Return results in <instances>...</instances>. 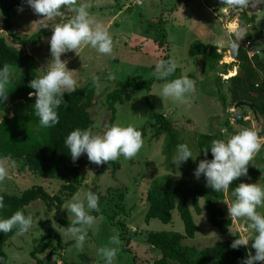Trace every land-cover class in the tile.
Instances as JSON below:
<instances>
[{
    "label": "rangeland",
    "instance_id": "obj_1",
    "mask_svg": "<svg viewBox=\"0 0 264 264\" xmlns=\"http://www.w3.org/2000/svg\"><path fill=\"white\" fill-rule=\"evenodd\" d=\"M183 1L78 0V4L84 3L90 6L91 18L106 29L113 39L111 55L101 54L90 45H85L79 50V55L75 51H70L62 54L61 57L62 60L68 61L67 68L74 70L73 75L78 80L79 86L91 80L94 75L99 78L95 96L89 109L94 125L88 130L93 135H102L106 126L110 127V111L105 96L107 92L116 87L117 83L154 78L155 80L149 89L129 90L131 98L114 106L113 125L133 126L142 132L144 144L135 157L126 159L121 155L116 161L101 166L89 162L87 155L82 154L79 158V174L83 178V182L77 192L67 198L63 205L58 208H48L42 200L33 201L25 207L26 213L32 216L33 223L27 232L16 234L6 242L3 249L7 264H56L57 260H61L63 264H105L104 257L99 253V249L102 247L117 248V255L113 264H153V261L159 258V252L146 243V233L149 231H172L184 235V228L176 209L173 210L171 221L168 224H163L156 219H151L148 223L144 221L148 206L145 191L151 181L165 175L163 172L165 169L172 172L169 174L172 182H177L185 177L188 185L206 186L207 181L200 178L196 179L194 176V170L199 162L204 159L195 143L196 137L200 134H207L213 130V134L219 139L227 141L233 134H237L250 124L248 126L252 130L264 137V121L255 117L249 107L237 108L236 113L247 115L246 117H249L250 121L232 123L229 121V115L226 112L229 102L226 101L225 106L222 103V97H228L226 93L228 83L225 82L224 78H227L235 70H231L224 78L219 75L222 83H217L214 72H204L196 68L193 59L187 53L188 50L183 53L181 46L183 45V38L197 33L199 18L206 19L203 22L205 24H208L210 20L197 0H192L189 3V0H185L189 4L188 8L180 10L182 6L179 2L182 3ZM256 8L258 20L255 24L253 44L258 45L264 51V40H262L264 37V6L260 4L256 5ZM175 10L177 12H174ZM62 11L64 15L61 17L40 21L42 18L27 5L23 11L17 10L12 16L9 29L5 28L4 19L0 16V36L4 37L8 45L34 56L39 63L38 71L41 72L42 68H48L52 59L49 44L52 27L67 22L75 15L71 8H65ZM120 11L122 12L118 14ZM234 14L230 16L228 21L233 20ZM117 15L119 16L115 25L110 23L105 26L108 20ZM161 15L166 18L165 23L162 22ZM156 19L161 22L157 23L158 25H151L153 24L151 21ZM193 21L194 24L192 25ZM43 24H48V27L43 28ZM229 28L235 29L234 23H230ZM142 30L148 32L140 35L143 40L146 39L145 42L139 37L131 43V34L137 31L142 33ZM37 32H41V34L34 43L26 42L22 45L19 42L21 39L28 40ZM161 33H164L165 36L161 39L170 44L168 51L171 60L175 62L176 67H179L169 79L178 78L181 73L182 76L186 77H188L187 74H191L190 79L195 81V91L185 94V100L181 104L175 99L163 98L161 89L165 81L158 80L153 76L156 63L166 55L164 49L162 47L160 49L157 44L158 36ZM114 35L120 37L116 40L113 38ZM154 42L160 49L159 52L155 50ZM139 49L140 51L137 52ZM141 49L144 51L141 52ZM259 58L264 57L261 54ZM191 94L196 104L188 103ZM214 95L217 102L213 100ZM8 108L9 110L0 112V119L6 114L13 115L12 105H8ZM18 113L32 130L39 129L40 126H37L38 117L32 108L28 107L18 111ZM163 113L167 115L166 119L171 122L173 128L177 129L178 139L189 146L193 158H195V160L189 158L186 163L179 167L170 163L168 168L173 166L175 169L177 167L175 171L168 170L166 167L165 157L162 154L163 137H155L153 131V126L156 124V114L161 115ZM188 119L194 122L193 128L188 127ZM225 121L228 122L227 126L224 124ZM260 157L261 154L258 153L249 162L248 168L256 170ZM7 165L8 176L3 182H0V194L19 196L24 190L32 186H41L50 195L59 194L61 181L46 179L33 174L22 166L21 160L18 159L8 160ZM237 182L239 184L244 182L264 185V172L258 173L255 179L249 174L247 177L242 176L237 179ZM110 187L126 189L122 203L125 211L120 215L119 220L127 229V237L130 239L129 250L126 251L122 248V242L119 245L110 242L113 236H118L121 241L120 230L102 214L93 215L95 223L88 229V236L83 251H81L75 247V240L66 234L67 227L71 225L74 219L72 213L67 210V205L76 194L79 193L83 197V194L88 191L99 197L100 205L107 197L106 189ZM223 193L224 199L220 202V206L224 210L225 217L230 218L227 204L232 203L233 195L232 192ZM199 205L201 208L199 215L194 213L190 205L191 215L198 228L197 232L193 238H184L182 245L201 250L215 243L232 241L235 234L253 237L254 233L247 228V221L235 218L231 219L232 226L229 231L226 234H221L206 221L202 199L199 200ZM100 208L106 209L107 205L103 204ZM258 211L264 214V208H258ZM50 235L51 239L48 240L47 236ZM133 241L136 242V247H132ZM60 242L61 248L59 249L57 244ZM252 242L249 241L248 250L251 248ZM251 251L254 255L255 250L251 249ZM48 256L51 257L48 258ZM260 263L264 264V262Z\"/></svg>",
    "mask_w": 264,
    "mask_h": 264
},
{
    "label": "trees",
    "instance_id": "obj_2",
    "mask_svg": "<svg viewBox=\"0 0 264 264\" xmlns=\"http://www.w3.org/2000/svg\"><path fill=\"white\" fill-rule=\"evenodd\" d=\"M25 6H27L25 0H0V12H2L6 29L10 28L11 18L18 8ZM255 19L254 14L249 16L246 12H241L238 25L243 27L253 23ZM156 20H152L151 23L161 22ZM40 34L41 32H37L28 40L21 39L19 42L22 45L26 42L34 43ZM11 36L17 39L13 34ZM163 37L164 33H161L157 39L160 48L164 45V41L161 39ZM230 53L235 62L220 65L223 54L217 52V47L205 46L196 41L191 43L189 47V55L193 58H202L205 63L206 71L204 70V72H214L217 83H220L221 79L216 73L227 75L228 71L232 70L233 65L245 72L250 86L243 79L233 76L234 71L230 73L229 76L231 77L228 76L229 78L225 80L228 83L226 88L228 97H222L223 106H225L226 101L232 104L246 103L250 105L254 116L264 121V63L256 55L249 58L245 50L239 47L231 48ZM163 60H168L167 54L163 56ZM225 62H229L228 57L225 58ZM4 64L12 66L13 74L8 86V99L0 103V112L9 110L8 105H12L13 115H4L2 117L3 123H0V159L11 157V159L21 160L22 166L28 171L46 179H57L62 182V185L57 195L48 194L41 186H32L24 190L19 196L0 194L4 197L6 205L3 210H0V219L9 218L17 210L22 211L27 216L25 207L36 200H42L48 208L61 207L67 198L77 192L83 182V178L79 174V159L76 162L72 161L64 141L70 132L77 128L88 130L93 127L94 122L89 109L97 86V84H93L91 79L78 86L76 91L65 93L64 99L67 102V107L61 105L57 109L59 123L55 127L44 128L40 125L38 118L37 126L40 127L34 131L23 120L18 111L28 107L33 109L36 97L29 98V92L35 90L29 87V83L34 78L43 76L48 68H42L39 72V63L34 56L8 45L4 37L0 36V68ZM154 80V78H150L135 82H119L114 89L107 92L105 100L110 111V126L113 125L114 121V106L131 98L129 90L149 89ZM155 119L154 135L155 137H163L162 154L168 168V165L173 163L177 145L183 142L178 139V132L169 120L162 118L159 114H156ZM224 124L227 126L228 122L225 121ZM245 128L250 127L245 126L243 129ZM217 139L219 138L211 133L197 136L196 147L204 159H213L211 149L209 148L207 157H205L203 149L210 147L212 141ZM259 153L261 157L258 168L256 170L248 168V174L253 179L258 173L264 172V147ZM201 177L202 180H205L203 175ZM238 186L239 183L236 179L230 184L227 192H232ZM124 193H126L125 188H107V197L99 205L101 207L106 204L107 208H100V212H92L91 215L104 214L111 224L116 225L120 230L122 248L128 251L127 246L130 239L127 237L125 225L119 220L120 215L125 211L122 204ZM145 196L148 203L144 216L146 223L151 219H156L163 224H168L171 221L173 210L176 209L184 228V235L172 231H149L146 233V243L159 252V258L155 259L153 264H241V261L246 257L248 248L241 247L234 250L230 247L232 241L237 239L239 234H235L232 241L215 243L201 250L182 245L184 238H193L197 232L198 228L191 215L190 205L194 213L199 215L201 213L200 199L203 201L206 221L221 234H226L229 231L232 220L225 217L224 210L219 205L224 199L223 192L217 193L207 186L188 185L185 179L172 182L170 175L166 174L151 181ZM234 199L233 196L232 202ZM16 234V229L7 234L0 232V264H7L3 248L6 242ZM47 238L48 240L51 239V235ZM57 247L61 248V242L57 244ZM50 257L48 256V258Z\"/></svg>",
    "mask_w": 264,
    "mask_h": 264
},
{
    "label": "clouds",
    "instance_id": "obj_3",
    "mask_svg": "<svg viewBox=\"0 0 264 264\" xmlns=\"http://www.w3.org/2000/svg\"><path fill=\"white\" fill-rule=\"evenodd\" d=\"M25 2L42 18L40 21L63 16L62 10L65 8H71L75 13L67 22L52 27L49 41L52 59L48 64V70L43 76L34 78L29 83V87L35 90L29 92V98L36 97L34 114L39 118L42 127L52 128L59 123L57 109L61 105L67 107L64 94L76 91L79 86L78 80L73 75L74 70H69L68 61L61 59L62 54L75 51L79 55L82 46L90 45L101 54L111 55L113 39L106 29L91 18L90 6L84 3L78 4V0H25ZM226 3L246 8L249 0H226ZM18 11H23V7L18 8ZM42 27L47 28L48 24H43ZM175 70L174 61L161 59L155 65L153 76L165 81L161 89L163 98L180 101L185 94L195 91V83L186 76L169 79L174 75ZM12 74L13 68L9 64H4L0 68V103L8 99V86ZM92 80L93 84H97L99 78L94 75ZM0 123H3L2 119ZM64 143L73 162H76L82 154H86L89 162L101 166L116 161L121 155L126 159L135 157L143 147L144 140L142 132L133 126L123 127L114 124L110 127L106 126L102 135H93L90 130L77 128L70 132ZM262 147H264V137L250 128L243 129L227 141L213 140L210 147L203 149L207 157L210 148L213 159L201 160L194 170V176L199 179L203 175L207 187H211L217 193L226 192L234 180L248 176L249 162ZM189 158L195 160L189 146L183 143L177 145L173 164L179 167ZM8 160H11V157L0 159V182L8 176ZM232 195L235 197L234 201L227 204L230 218L245 219L248 230L254 235L252 238L243 234L238 235L230 247L234 250L241 247L247 249L249 241H253L241 264H260L264 262V214L259 212L258 208H264V185L241 182L232 191ZM5 207L4 197L0 196V210ZM67 210L72 213L74 219L67 227L66 234L75 240V247L83 251L88 229L95 223V217L91 213L100 212L99 197L91 191L84 193L83 197L78 193L68 203ZM32 223L31 215L26 216L22 211L17 210L9 218L0 219V232L7 234L16 229L17 234H23L29 230ZM110 242L116 245L121 243L118 236L111 237ZM251 249L255 250L254 255ZM99 253L104 257L105 264H113L117 248L102 247Z\"/></svg>",
    "mask_w": 264,
    "mask_h": 264
},
{
    "label": "crops",
    "instance_id": "obj_4",
    "mask_svg": "<svg viewBox=\"0 0 264 264\" xmlns=\"http://www.w3.org/2000/svg\"><path fill=\"white\" fill-rule=\"evenodd\" d=\"M191 1L192 0H189L188 3ZM197 1L200 3V6L206 12L205 14L207 15L208 19L210 18V20H209L208 24H205L203 22H205L206 19L203 20V19L199 18V21L197 23L198 24L197 33L192 35V36H188V37L183 38V45H181L183 53H186V50H188L187 53H189L190 44L196 41V42H199L205 46L210 45V46L217 47V52L223 54L220 65L235 62V60L231 57V53H230L231 48H235V47L242 48V46L245 44L248 45V52L249 53H254V55H256L258 57L262 54V56L264 57V51L261 50V48L258 45L253 44V37L255 36V30H256L255 24L258 20V15L256 12V9H257L256 5L258 6V5L262 4L264 6V0H249L248 6L246 8H241V7L229 5L226 3V0H197ZM188 3L185 0L182 3L179 2V4L182 6L180 8V10L185 9V8L187 9L188 5H189ZM121 12L122 11H120L118 14H120ZM174 12H177V10H175ZM241 12H246L249 16L254 14L256 16L255 21L251 24L245 25L243 27H239L238 20H239V14ZM233 14H234L233 20L231 22L228 21V19H230V16H232ZM118 16L119 15H117L115 18H111V20H108L105 23L106 24L105 26H108V24H110V23H111V25L112 24L115 25V21H116ZM190 16H192V15H190ZM160 18H161L162 22L165 23L166 18L165 17L163 18L162 15ZM230 23H234L235 29L229 28ZM193 24H194V21L192 22V25ZM151 25H158V24L156 23V24H151ZM160 28H161V26H160ZM190 30H193V29H190ZM251 31H253V34H251ZM147 33L148 32L143 31V30H142V33L138 32V31L135 33H132L131 34L132 35L131 43L134 40H136V38H139V37H140V40L145 42L146 39L143 40V38H141L140 35L147 34ZM119 37L120 36H115V35L113 36V38H115L116 40ZM127 38H129V37H127ZM262 40H264V37ZM154 45L156 46L155 50L159 52L161 48L159 49L158 46L155 44V42H154ZM169 45L170 44H168V42L164 40V45H163L162 49H164V53L166 52L165 54H167L168 60H171V58L169 56V51H168ZM139 51H140V49L137 52H139ZM142 51H144V50L141 49V52ZM226 57L229 58V62H225ZM173 58L175 59L176 57H173ZM191 59H193V62L195 64L196 68L201 69L203 71L205 70V63H204V60L202 58L200 59V57H194V58L191 57ZM260 60L264 63V58H262ZM176 68L179 69V67H176ZM217 70L219 71L220 69H217ZM232 70H235V72H236L237 70H239V68L237 66L233 65ZM229 72L230 71H228V73ZM216 74L218 76L221 75V77H223V78L225 76L223 74H220L219 72H217ZM187 75H188V78L190 79L191 74H187ZM181 76L182 75L180 73V77ZM229 77H227V78H229ZM227 78H224V79L226 80ZM194 83H195V81H194ZM220 83H222V82H220ZM195 95H196V92H195ZM193 98L194 97L191 94V97L189 98L188 103H195L196 104V101H194ZM183 100H185V97L182 100H180V104ZM213 100L215 102H217V98L215 97V95H214ZM163 114H165V113H163ZM187 125H188V127L193 128L194 122H192L190 119H188ZM248 125L250 126V124H248ZM174 129L177 131L176 128H174ZM210 133L213 134L214 133L213 130ZM213 135H215V134H213ZM195 143H196V139H195ZM177 167H175V169ZM175 169L172 166L169 170L175 171ZM163 172L165 175L166 174L169 175L172 173L171 171L168 172L165 169ZM201 178L202 177H200V179ZM182 179H185V177H182ZM203 181H206V179ZM219 205H220V203H219ZM129 244H130V242L128 243V246H127L128 248H129ZM132 247H136V242H134V241L132 242ZM59 261L61 262V260H59ZM61 264H63V262H61Z\"/></svg>",
    "mask_w": 264,
    "mask_h": 264
},
{
    "label": "built area",
    "instance_id": "obj_5",
    "mask_svg": "<svg viewBox=\"0 0 264 264\" xmlns=\"http://www.w3.org/2000/svg\"><path fill=\"white\" fill-rule=\"evenodd\" d=\"M242 49L245 50V52L247 53L249 58H252L254 56V53H249L248 52V45L247 44L243 45ZM236 109L237 108L235 107V104L229 103L228 106H227L226 112L229 115L230 123L239 122V121H241V122L250 121L249 117H246L247 115H241L239 113H236ZM161 117L162 118H166L167 115L166 114H161ZM56 264H61V262L58 260L56 262Z\"/></svg>",
    "mask_w": 264,
    "mask_h": 264
},
{
    "label": "water",
    "instance_id": "obj_6",
    "mask_svg": "<svg viewBox=\"0 0 264 264\" xmlns=\"http://www.w3.org/2000/svg\"><path fill=\"white\" fill-rule=\"evenodd\" d=\"M233 76H237V77L243 79V80L246 82V84H247L248 86H250L249 79H248V77L246 76V73H245V72H242L241 70H238V71L235 72V74H234ZM242 106H247V107H249V108L251 109L250 105H248V104H246V103H243V102H239V103H236V104H235V107H236V108H240V107H242Z\"/></svg>",
    "mask_w": 264,
    "mask_h": 264
},
{
    "label": "bare ground",
    "instance_id": "obj_7",
    "mask_svg": "<svg viewBox=\"0 0 264 264\" xmlns=\"http://www.w3.org/2000/svg\"><path fill=\"white\" fill-rule=\"evenodd\" d=\"M235 73V72H234ZM231 77V76H230Z\"/></svg>",
    "mask_w": 264,
    "mask_h": 264
}]
</instances>
